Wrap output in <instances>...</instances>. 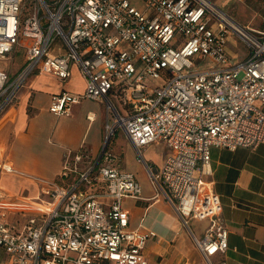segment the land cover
Masks as SVG:
<instances>
[{"label":"built area","instance_id":"1","mask_svg":"<svg viewBox=\"0 0 264 264\" xmlns=\"http://www.w3.org/2000/svg\"><path fill=\"white\" fill-rule=\"evenodd\" d=\"M231 36L247 45L244 58L231 57ZM19 48L23 69L13 78L5 64ZM204 58L211 64L197 67ZM73 64L85 90L52 94L50 111L70 115L84 99L102 100L113 120L97 157L85 145L64 150L59 175L44 180L39 197L0 190V264H149L145 248L158 233L130 228L123 201L141 197L142 186L110 146L119 129L185 225L209 220L202 236L192 232L196 264H217L229 229L205 176L212 147L264 143V29L213 0H0V113L30 75L66 80ZM154 143L169 148L160 166L143 156ZM9 211L26 215V225H13Z\"/></svg>","mask_w":264,"mask_h":264},{"label":"crops","instance_id":"2","mask_svg":"<svg viewBox=\"0 0 264 264\" xmlns=\"http://www.w3.org/2000/svg\"><path fill=\"white\" fill-rule=\"evenodd\" d=\"M213 1L223 8L231 3L239 5L240 22L264 29V11L255 10L244 0ZM239 42L236 37L229 38L228 50L233 60L246 56L232 50ZM85 86V77L76 64L66 80L38 71L28 77L15 102L0 113V190L12 196L37 198L47 185L44 180L59 175L65 149L85 145L93 158L99 155L111 119L107 107L106 118L100 110L105 101L84 99L73 106L70 115L59 116L50 111L52 94L63 90L82 93ZM121 134L124 143L119 146L116 139H111L110 146L121 155V167L135 173L142 186L141 197L123 201L130 213V228H152L158 233V238L151 239L145 248L149 264H196L201 255L192 232L202 236L209 220L193 219L189 226L185 225L166 196L157 194L128 135L123 130ZM168 152L163 143H154L143 150V156L160 166ZM205 179L221 196L222 215L229 229V247L215 255L213 261L264 264V143L255 149L212 147L211 173ZM8 217L19 229L28 220L17 211H9Z\"/></svg>","mask_w":264,"mask_h":264},{"label":"rangeland","instance_id":"3","mask_svg":"<svg viewBox=\"0 0 264 264\" xmlns=\"http://www.w3.org/2000/svg\"><path fill=\"white\" fill-rule=\"evenodd\" d=\"M214 2H216V1H214ZM244 2L246 4H248L250 7H254L255 10L264 11V0H257V3H254L251 0H244ZM224 9L230 15H232L236 20L237 19H238V21L241 20V18L238 17L239 16L238 15L239 14V10H240V6L239 5L236 6V5H234V3H231V4H229L227 6V8H224ZM240 23H242V22H240ZM242 24H244V23H242ZM247 25H249V24H247ZM251 26L256 27L254 24H251ZM23 41L26 43V42L29 41V39L28 38H23ZM232 50L238 52L239 55H241V56L247 54V52H248L247 45L242 43V42H239L236 45L234 44L232 46ZM24 57H25V49L19 48L17 50V53L15 54V58L9 59V61L5 64V66L8 68V70L12 73V77L13 78L23 69L22 65H23ZM210 62L211 61H209L208 59L204 58V59H201L200 63L196 64V66L200 67V68L207 67V66H209L211 64ZM159 82H161V81H159ZM65 89H67V88H65ZM100 110H102L105 113L104 115H105V118H106L107 111H106V104L105 103L101 104ZM111 119L113 120L112 117H111ZM115 139L119 142V146H120V144L124 143V141H123L124 138H123V134H121V129L117 130L115 132V134L113 135L112 141H115ZM112 141H111V146L113 145ZM123 146H125V145H123ZM145 157H146V155H145ZM5 257H7V254H5L4 251H1L0 252V258H5Z\"/></svg>","mask_w":264,"mask_h":264}]
</instances>
